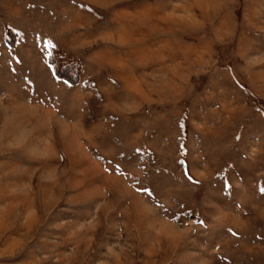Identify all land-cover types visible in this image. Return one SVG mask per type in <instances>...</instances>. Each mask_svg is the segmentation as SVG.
Instances as JSON below:
<instances>
[{
  "label": "rangeland",
  "instance_id": "obj_1",
  "mask_svg": "<svg viewBox=\"0 0 264 264\" xmlns=\"http://www.w3.org/2000/svg\"><path fill=\"white\" fill-rule=\"evenodd\" d=\"M262 190L264 0H0V264H264Z\"/></svg>",
  "mask_w": 264,
  "mask_h": 264
},
{
  "label": "snow or ice",
  "instance_id": "obj_2",
  "mask_svg": "<svg viewBox=\"0 0 264 264\" xmlns=\"http://www.w3.org/2000/svg\"><path fill=\"white\" fill-rule=\"evenodd\" d=\"M66 103H70V101H66ZM262 191H264V190H262Z\"/></svg>",
  "mask_w": 264,
  "mask_h": 264
}]
</instances>
